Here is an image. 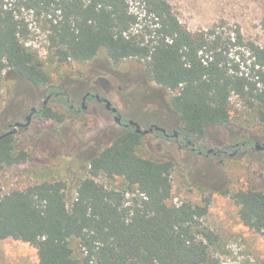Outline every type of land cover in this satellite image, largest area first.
<instances>
[{
    "label": "trees",
    "instance_id": "trees-1",
    "mask_svg": "<svg viewBox=\"0 0 264 264\" xmlns=\"http://www.w3.org/2000/svg\"><path fill=\"white\" fill-rule=\"evenodd\" d=\"M25 12L42 24L47 61L29 45ZM261 27L264 34V20ZM217 28L190 32L168 0H0V79L17 73L59 94L49 65L87 63L101 52L114 63L135 59L172 94L182 136L199 143L208 128L233 122V96L264 122V43H245L239 30L225 43ZM234 47L240 49L232 58ZM38 116L65 120L44 104ZM143 143V134L124 128L90 157L70 203L64 180L4 195L0 186V243L29 244L39 264H208L217 236L200 220L210 200L174 204L175 163L142 157ZM28 160L15 135L0 141V167ZM101 178L121 184L109 188ZM230 198L241 222L264 239V192L240 190Z\"/></svg>",
    "mask_w": 264,
    "mask_h": 264
},
{
    "label": "rangeland",
    "instance_id": "rangeland-1",
    "mask_svg": "<svg viewBox=\"0 0 264 264\" xmlns=\"http://www.w3.org/2000/svg\"><path fill=\"white\" fill-rule=\"evenodd\" d=\"M168 1L182 25L192 33L218 26L225 43L238 30L245 43H264L261 27L264 0ZM25 16L32 32L29 45L46 60L48 43L42 24L31 13L25 12ZM239 49H231L232 58ZM48 69L58 96L49 93L48 87L30 85L17 73H6L0 79V134L8 132L10 124L25 123L31 109L40 111L49 95L52 98L47 106L65 118L58 123L44 120L37 113L29 127L18 130L17 147L29 153V160L16 167H0L3 195L45 181L64 180L68 184L69 203L72 201L80 180L87 175L90 157L110 145L124 130L96 100H87L86 109H81L87 92L107 98L125 121L132 119L144 130L150 125L180 128V116L171 106L172 94L148 78L144 63L135 59L114 63L101 52L87 63L49 65ZM230 102L233 122L208 128L205 138L197 145L208 150L239 144L238 151L233 147L220 158L198 156L190 148H179L173 139L164 140L155 131L144 135L139 155L175 163L174 204L204 205L210 200L208 214L200 220L203 228L217 236L210 246L208 264H264L262 235L241 222L239 207L230 198V194L240 190L264 192V151L254 148L256 143L264 144V122L237 96ZM249 140L252 144L243 147ZM99 182L109 188L121 184L118 179L101 178ZM127 198L130 200L132 196ZM0 264H39L38 253L29 244L8 239L0 243Z\"/></svg>",
    "mask_w": 264,
    "mask_h": 264
},
{
    "label": "flooded vegetation",
    "instance_id": "flooded-vegetation-1",
    "mask_svg": "<svg viewBox=\"0 0 264 264\" xmlns=\"http://www.w3.org/2000/svg\"><path fill=\"white\" fill-rule=\"evenodd\" d=\"M59 94H56V96H58ZM99 95V94H94L92 92H87L85 94V96L83 97V103H86L87 100L91 99V100H96L97 102H99L100 104H103L105 106V103L103 102V99H105V97H102L101 95L100 96V100H98L96 98V96ZM85 97H86V100H85ZM51 98H52V95H51ZM107 99V98H106ZM69 102V100H68ZM83 103H82V106H81V109L82 110H85L83 109ZM114 107V106H113ZM71 108L73 109L74 106L71 105ZM106 108V106H105ZM107 109V108H106ZM108 110V109H107ZM81 111V110H80ZM113 116L114 118H116V116H120L121 117V123L118 124V125H121V126H124V128H133V127H128V123L129 121H131L132 119H129L127 121H125L123 119V116L121 115L120 111L118 110L117 113H113L111 110H108ZM39 112V110H37V113ZM36 113V114H37ZM134 121V120H133ZM136 122V121H135ZM138 123V122H137ZM11 125V124H10ZM140 125V124H139ZM141 126V125H140ZM154 126H157V125H150L147 129H150L151 127H154ZM159 127V126H157ZM142 128V127H141ZM160 128H163L166 130L165 133H162L160 131H157L156 129H154L153 132L149 133V134H152L154 133L155 131L164 139V140H170V139H173L175 141V143L178 144V147L183 149V148H190L191 151L193 153H196L198 154V156H206V157H209V156H215V157H222V156H225L229 153V151L231 150V148L235 147L236 148V151L239 150V144H236V145H230L228 147H219L218 149H208V150H205L204 147H202L201 145H197V143H193L192 141H189V140H186L182 134H181V130L180 128L177 130V128L174 126V128L171 127V129H168L167 127H160ZM10 126H9V130H10ZM135 129V128H134ZM145 129V130H147ZM144 130V129H143ZM249 144H252L250 143L249 141L247 142H244L242 145L243 147L245 145H248ZM257 144V143H256ZM256 144L254 145V148L256 149ZM264 145V144H263ZM210 150H213L211 152H209ZM257 150V149H256ZM258 151H264V150H258ZM222 163V161H221Z\"/></svg>",
    "mask_w": 264,
    "mask_h": 264
},
{
    "label": "water",
    "instance_id": "water-1",
    "mask_svg": "<svg viewBox=\"0 0 264 264\" xmlns=\"http://www.w3.org/2000/svg\"><path fill=\"white\" fill-rule=\"evenodd\" d=\"M96 98L98 100H100V96L99 95H97ZM50 99H51V95H49L47 97V100L44 102V105L45 106H47V103H48V101ZM85 100H86V97H85ZM103 102L105 103V106H106V108L108 110H111L113 113H117L118 112V109L116 107H113V104L108 99H106V98L103 99ZM83 109H86L85 103H83ZM36 113H37V108L33 107L31 109V112H30L29 116L26 118V122L25 123H23V122H16L14 124H11L10 125V128L11 129L8 132H6L4 134H0V141H2L7 136L16 135L19 129H24V128L29 127V125L31 124L32 116L34 114H36ZM115 121L118 124H120L121 123V117L120 116H116ZM127 126L128 127L135 128V130H136V132L138 134H143V135H148L149 133L153 132L154 129H156L157 131H160L162 133H165L166 132L165 129L160 128V127H157V126L151 127L150 129H147V130H143L141 128V126L139 125V123H137V122H135L133 120L129 121V123H128ZM255 147H256L257 150H264V145H260V144L257 143ZM211 151H213V150H210L209 152H211Z\"/></svg>",
    "mask_w": 264,
    "mask_h": 264
}]
</instances>
